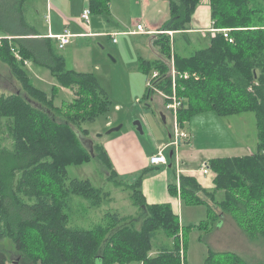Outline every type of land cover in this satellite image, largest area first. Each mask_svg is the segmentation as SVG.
<instances>
[{"label": "trees", "instance_id": "trees-1", "mask_svg": "<svg viewBox=\"0 0 264 264\" xmlns=\"http://www.w3.org/2000/svg\"><path fill=\"white\" fill-rule=\"evenodd\" d=\"M32 1L0 0V63L21 84L20 94L0 93V238L12 239L17 253L9 256L0 250V264H189L188 229L181 227L179 214L170 204L148 205L140 190L135 191L145 213L140 229L119 213H107L93 229L70 226L73 196L100 207L108 195L89 180L67 183L68 167L97 159L118 177L104 145L93 144L92 155L83 143L89 131L82 132L83 137L78 126L105 115L111 101L94 74L66 69L51 39L32 38L38 34L25 19ZM88 1L93 14L110 15V0ZM164 1L169 3L170 19L158 35H163L165 44L157 43L160 59L141 61V71L147 76L159 72L158 88L171 93L169 61L174 55L179 73L200 76L176 80L178 96L184 101L179 110L181 128L198 113L212 111L224 117L255 112L259 141L251 154L206 163L216 175L213 192L196 178L182 175L180 194L176 183L169 185V193L180 196L184 205L205 206L213 216L211 225L230 215L251 240L264 239V25H259L264 22L260 17L264 0H208L214 28L230 29L233 43L219 32L211 37L210 47L189 57L172 52L171 37L165 33L191 30L193 16L205 0ZM16 53L46 66L60 86L76 89L78 97L66 112L65 103H55L58 88L54 86L49 96L37 87ZM189 98L199 103H186ZM60 117L66 120L61 122ZM143 176L134 188L140 189ZM192 227L205 228L206 223L201 221L189 230ZM159 230L175 238V243L153 253ZM180 230L186 256L181 254ZM204 264L248 263L233 252L210 250Z\"/></svg>", "mask_w": 264, "mask_h": 264}, {"label": "rangeland", "instance_id": "rangeland-1", "mask_svg": "<svg viewBox=\"0 0 264 264\" xmlns=\"http://www.w3.org/2000/svg\"><path fill=\"white\" fill-rule=\"evenodd\" d=\"M77 1L79 0H73L75 7L76 4L78 5ZM129 1L130 3L124 0L125 6L127 4L131 13L127 15L129 12L124 11L123 14L126 19L130 18V21L125 26L129 28L126 32L134 31L141 24L146 33L130 35L125 32L121 35L116 34L117 36L111 38L93 37L91 45L80 46L76 49H74L76 44L71 45L66 48V51H62V54L66 52L69 54L66 63L67 70L94 74L100 87L108 93L111 101V108L105 115L99 116L92 122L86 121V123L78 125L81 133L86 130L89 131L85 135L89 138L84 139L87 148L92 143L104 145L108 139H117L133 130L136 133L137 140L141 144H145L150 150L153 151L155 145H160L156 153L158 154L160 149L173 142L169 136L174 131L175 114L166 109V103L169 101L166 97L174 94L175 80L173 73L174 69H176L175 58L173 55L169 61L170 75L172 77L171 93L158 88L156 81L160 78L159 72H153L150 76H147L141 71L140 63L144 59H160L157 43L160 41L161 44H165V38L162 37L163 35L158 34L162 33L160 30L163 29L166 23L158 28V32H153L155 30L153 28L157 27L159 23L163 24L166 17L170 18V8L169 3L164 0H154L159 6H154L151 0ZM32 2L27 4L28 11ZM203 4H208L209 6L208 0L203 1L199 6L191 23V27H198L195 34H189L192 44H189L186 37L182 35L186 34L184 32L165 33L171 37L172 52L175 50L184 57H189L196 51L210 47L211 37L219 33H215V31L220 29L214 28V22L208 17L207 11L203 8L200 9ZM262 7L264 8V6ZM27 10L25 13L27 23L37 25L42 30V15L45 12L36 19L35 15L33 17L29 16ZM76 11L77 9L74 8L73 14H76ZM260 17L264 18V12L260 14ZM34 19L37 21L35 22ZM38 19L41 20L38 21ZM209 23H211L210 28ZM82 25L87 30L91 28L84 25V23ZM259 25H264V22ZM170 33H173V35ZM81 36L91 38L94 35L86 33ZM50 38H52L51 35ZM114 39L117 40V43L114 42ZM54 40L57 42L56 39ZM57 47H59L58 42ZM113 59L115 62H113ZM18 60L23 63L34 84L49 93V96L54 86L58 88L59 93L56 96L55 103L57 106H62L65 103L64 112H66L67 105L78 97L76 89L72 90L60 86L53 79L51 73L46 69L42 70V67H40L43 71L42 74H38L35 70L34 62L30 59H23L20 56ZM9 72V68L0 63V93L7 95L21 91V84L12 82ZM154 73H157L158 77L153 78ZM187 74L191 77L200 78L197 73L191 74L187 72ZM176 76L181 80L185 79L181 78L180 73L176 74ZM196 100L189 98L186 103L188 101V104L189 102L194 104ZM196 103L199 102L196 101ZM162 115H165L166 122H164ZM177 117L179 119V112ZM65 120L66 118L60 117L61 122ZM136 122L140 123L141 132L138 131L139 129L137 130ZM189 124L183 129L189 135L188 141L182 143L183 147L181 148L182 145L180 147H169L165 152L168 164L149 169L147 173L139 172L134 175L115 178L113 170L97 159L79 166L68 167L67 183L71 180H89L95 188L108 195V197L102 198L100 207H95L91 202L73 196V206L69 212L70 226L93 229L103 223L107 213H119L122 217H130L127 221L134 223L136 229H140L145 213L140 202L136 200L135 191L140 190L143 195H146L144 197L148 205L169 202L172 208L178 211L176 197H173L168 192L166 182L170 175H175L176 167L177 169L182 166L184 169L199 170L200 176H206L202 183H212V177L215 180L216 175L204 163L206 158L245 156L255 152L259 145L255 112L218 117L214 112L208 111L196 114ZM119 125H123V129L120 132L106 135L108 130ZM70 127H75V125L71 123ZM98 135H102V137L98 138ZM191 138L190 144L189 140ZM9 144L12 145L11 142ZM9 144L7 145L10 146ZM161 144L163 145L161 146ZM192 147L195 151H191ZM171 151L174 152L172 157L170 156ZM170 164L173 166L169 167ZM205 168H207V174L203 173ZM142 176L143 181H141L140 189L134 188L133 185L137 178ZM170 181L175 183L177 180L173 178ZM201 186L210 192L216 189L214 181L210 188ZM178 191L180 194L179 187ZM201 196L202 198L204 197L203 195ZM218 197L221 198L222 194L220 193ZM177 198L182 203L180 196ZM182 205L181 211L179 210L181 212H179V216L181 227L185 231L188 229L185 242L187 243L189 264H204L210 250L217 253L233 252L248 264H264L263 238L251 240L230 215L224 214L211 225L212 222L209 219L211 218L212 220L213 216L208 215V210L205 206L184 205L183 203ZM210 205L214 206V203L211 202ZM215 211L220 214L219 209L216 208ZM201 221L206 223L205 228L192 227L189 230L192 225L197 226ZM179 234L182 248L181 254L186 256L181 230ZM108 236L109 234L104 237L103 247ZM174 243L175 238L168 236L164 230H159L153 239V253H156L160 248L173 246ZM0 250L5 251L9 256L17 255L13 241L8 237L0 238Z\"/></svg>", "mask_w": 264, "mask_h": 264}, {"label": "crops", "instance_id": "crops-1", "mask_svg": "<svg viewBox=\"0 0 264 264\" xmlns=\"http://www.w3.org/2000/svg\"><path fill=\"white\" fill-rule=\"evenodd\" d=\"M128 3H130L129 0H127ZM153 1L154 6H159L156 1ZM78 5L76 4V7L74 6L73 0H34L31 3L30 10L28 11L29 16H34L37 19L42 15L43 12L44 15H42V23L43 27L42 30L37 25L28 24L30 27L34 28L36 30V33L38 34L37 38L39 40L43 39H51L52 45L55 47V52L62 56L65 59V62L67 63V56L69 55L68 52L65 54H62V51H66V48L75 45L76 49L80 46H89L91 45V39L94 37L99 38H111L113 37V34H123L126 31L129 30L128 27H125L129 19H126V16H124V11H126L130 15L129 7L125 6L124 0H110V15H99V14H93L92 17V26L89 30H87L80 21V16L83 12V10L89 6L88 0H79L77 1ZM41 6V8H40ZM76 8V14H73V9ZM203 8L205 11H207L208 17L211 19L210 14V8L208 4L202 5L200 9ZM42 9V10H41ZM26 16V14H25ZM34 19L36 22L37 20ZM170 18L166 17L163 24H157L158 26L153 28L155 29L153 32H158V28L162 27ZM41 19H38V21ZM45 20V21H44ZM211 27V23H209V28ZM66 29L70 30L75 37L73 38L70 45H68L64 50H60L57 47V42L50 38V35H59L62 34ZM198 27H191V30L185 32L186 34H182L186 37V39H189V43L192 44V40L190 39L189 34H195ZM151 31V30H149ZM90 34L94 36L84 37L81 36L83 34ZM171 34V33H170ZM173 35V33L171 34ZM74 42V43H73ZM84 44V45H82ZM77 52V50H76ZM33 61V60H31ZM34 62V61H33ZM35 70L38 74H42V70L49 71L46 66H43V64L34 62ZM42 67V70L41 68ZM50 72V71H49ZM10 74V80L14 83L17 81L12 76L11 72ZM54 79V78H53ZM190 125V124H189ZM131 130V129H130ZM190 131V130H189ZM192 134V133H191ZM171 139V134L169 136ZM192 138L189 140L191 144ZM185 143V142H184ZM188 143V142H187ZM163 144H161L162 146ZM160 146V145H159ZM158 145H155L154 150H150L145 144H141L137 138L136 133L131 130L128 134L123 135L122 137H118L117 139H108L104 143V147L113 163L114 169L117 172L119 178L123 177L125 175H134L139 172H143L145 170L152 169L154 167H160V166H153L150 164V157H152L154 154L157 153V149L159 148ZM183 145L181 146V148ZM191 151H195V149L192 147ZM174 155V154H173ZM209 160L206 158L204 163H207ZM170 162V161H169ZM173 165L170 164L169 167H172ZM178 171V172H177ZM191 176L197 179V181L203 185L205 188H210L213 185L214 177H212V183H202L204 179H206V176H200L199 170L195 169H184L182 166H179V169L176 167V173L175 175H170V178L166 180L167 182V190L169 192V186L170 184H177L179 187V180L181 176ZM175 178L177 181L175 183L171 182L170 179ZM170 183V184H169ZM166 191V190H165ZM145 195V194H144ZM146 196V195H145ZM177 203V209L176 211L178 214L181 211L182 203L178 200L176 197ZM163 204V203H161ZM164 204H170L169 202H166ZM180 210V211H179ZM181 213V212H180Z\"/></svg>", "mask_w": 264, "mask_h": 264}, {"label": "built area", "instance_id": "built-area-1", "mask_svg": "<svg viewBox=\"0 0 264 264\" xmlns=\"http://www.w3.org/2000/svg\"><path fill=\"white\" fill-rule=\"evenodd\" d=\"M92 15H93L92 10L89 7H86L81 14L82 23H84V25H86L88 27H91L92 26ZM230 31H231L230 29H220V30H216L215 33H217V32L223 33L224 37L226 39H228L230 43H233V39L230 37ZM126 33L130 34V35H135V34H144V33H146V31H145L144 27L141 24H139L134 31H130V32H126ZM115 36H117V35L113 34V37H115ZM51 37L57 40L58 46H59L58 48L60 50H63L68 45L71 44V42L74 38V35H72L70 30L66 29L62 34L51 35ZM114 42L117 43V40L114 39ZM16 57L20 58V55L16 53ZM176 74H179V72L177 71V69H174V73H173L174 80H175V82H174V94L170 97H166V99L169 100L168 103H166V109L170 110L171 112H173L175 114V121L173 124L174 125V131L171 134V140L173 142H171L170 144H168V145L164 146L162 149H160L158 154L150 157V164L153 166L167 165L168 160H167V157L165 156L166 150L169 147H180L182 145V143L188 141V139H189L188 133L181 128L179 119L177 117V113L179 112V110L183 106L184 101L182 98H180L178 96L177 91H176L177 90L176 89V80L178 78L176 76ZM180 76H181V78H185V79L189 78L188 74L181 75V73H180ZM156 77H158V74L154 73L153 78H156ZM207 168H205L203 170L204 174L208 173Z\"/></svg>", "mask_w": 264, "mask_h": 264}, {"label": "water", "instance_id": "water-1", "mask_svg": "<svg viewBox=\"0 0 264 264\" xmlns=\"http://www.w3.org/2000/svg\"><path fill=\"white\" fill-rule=\"evenodd\" d=\"M113 62H115L114 59H113ZM17 93L20 94V91L17 92ZM148 98H149V95H148ZM162 117H163L164 122H166V117H165V115H162ZM135 125L138 126L137 130L139 129L138 131L141 132V126H140V123H139V122H136ZM122 129H123V125H119L118 127H114V128H111L110 130H108V131L106 132V135H111V134H113V133L120 132ZM100 137H102V135H98V138H100ZM83 143L85 144L84 139H83ZM86 147H87V146H86ZM88 149H90L92 155H94V153H93V143L91 144L90 147H88ZM173 154H174V152L171 151L170 156L172 157ZM93 157H94V156H93Z\"/></svg>", "mask_w": 264, "mask_h": 264}]
</instances>
